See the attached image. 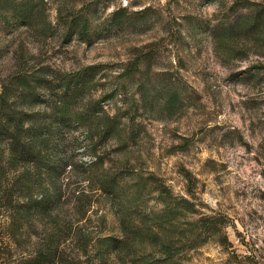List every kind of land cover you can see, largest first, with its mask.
<instances>
[{
	"label": "rangeland",
	"instance_id": "obj_1",
	"mask_svg": "<svg viewBox=\"0 0 264 264\" xmlns=\"http://www.w3.org/2000/svg\"><path fill=\"white\" fill-rule=\"evenodd\" d=\"M1 1L0 91L53 119L64 163L37 229H63L81 264H264V0H44L28 25ZM85 3L82 36L58 13ZM87 65L63 115L52 87Z\"/></svg>",
	"mask_w": 264,
	"mask_h": 264
},
{
	"label": "trees",
	"instance_id": "obj_2",
	"mask_svg": "<svg viewBox=\"0 0 264 264\" xmlns=\"http://www.w3.org/2000/svg\"><path fill=\"white\" fill-rule=\"evenodd\" d=\"M3 1L6 6L7 3L9 5L5 10L26 25L31 23L40 10V4L44 2ZM88 13L89 4L85 3L78 8H69L64 14L58 13V19L66 20L64 23L67 28L80 19L78 34L84 36L89 29ZM123 16L119 15V11H114L111 20ZM67 31L69 35L73 33ZM136 69L135 62L129 63L120 75H131ZM97 71L98 65H87L52 87L59 89L58 98L53 102L54 108L63 115H70L74 96L91 84ZM14 81L18 87L28 90L29 97L37 96L29 75L19 73L15 75ZM68 89L72 90L69 95L66 93ZM6 92V87L0 91V264H81L80 254L66 243L67 235L63 229L43 226V229L38 230L35 225L36 222L44 224L45 220L51 219L61 203V194L50 190L45 184L46 178H52L54 168L64 164L61 159L53 161L56 157L52 152L53 147H50L54 146L56 136L51 131L53 119L47 122V118H39V115L25 109L11 107ZM172 100L173 96L168 101L170 107L173 106ZM99 103L97 105L100 108ZM90 112L88 108L87 116ZM84 113L77 111L73 119L80 121ZM105 120L107 123L114 122V118L108 115H105ZM162 192L169 194V190L164 187Z\"/></svg>",
	"mask_w": 264,
	"mask_h": 264
}]
</instances>
